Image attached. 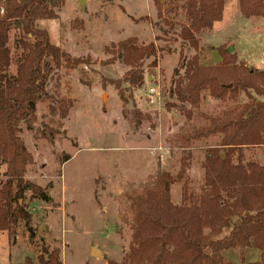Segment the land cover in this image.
<instances>
[{
  "label": "rangeland",
  "instance_id": "1",
  "mask_svg": "<svg viewBox=\"0 0 264 264\" xmlns=\"http://www.w3.org/2000/svg\"><path fill=\"white\" fill-rule=\"evenodd\" d=\"M62 1L58 20L38 21L37 27L81 64L52 74L46 96L36 105L32 129L21 125L19 134L32 158L24 180L41 188L50 201L25 191L22 203L34 233L30 236L23 222L9 233L0 232V264H38L52 251H58L61 264H127L133 247L131 199L153 187L162 173L182 178L166 186L173 205H191L189 200L207 196L206 154L214 151L225 159L229 148L221 146L223 134L218 132L198 140L189 136L211 129L213 121L246 104L264 102V79L259 80L261 95L241 90L235 99L218 100L205 90L196 107L180 102L173 89L174 81L183 79L184 69L174 74L181 49L185 59L195 57L205 67L218 65L222 53L233 46L234 52L226 55L240 68L237 75L264 73V13L245 17L239 0H224L221 20L196 36L195 51L178 37L188 24L186 0H90L85 10L77 0ZM155 4L162 8V18ZM19 34L9 32L13 61L8 75L16 72ZM130 38L139 46L154 43L158 48L155 59L143 62L144 80L138 85L128 81L129 68L115 54L114 46ZM185 86L183 79V92ZM149 88L158 93L156 103L150 102ZM61 100L68 105L65 118ZM233 150L232 165L238 164L239 154L242 166L264 167V146ZM5 170V165L0 167V183ZM221 197L232 202L223 192ZM223 257L232 264H252L260 261L261 252L249 247L223 252Z\"/></svg>",
  "mask_w": 264,
  "mask_h": 264
},
{
  "label": "trees",
  "instance_id": "2",
  "mask_svg": "<svg viewBox=\"0 0 264 264\" xmlns=\"http://www.w3.org/2000/svg\"><path fill=\"white\" fill-rule=\"evenodd\" d=\"M62 0H3L0 12V167L5 165V181L0 183V232H10L23 222L30 236L31 216L22 203L25 191L48 202L49 198L38 186L24 180L31 155L19 137L20 126L32 129L36 121V105L45 94V86L52 74L64 67L75 70L79 61L71 59L58 46L50 42L48 33L37 27L42 20H58L56 10ZM156 5L157 17L162 18V8ZM224 0H186L183 10L187 25L180 29L178 37L188 49L197 50L196 36L210 31L220 21ZM243 16L264 13V0H239ZM173 31L171 22H164ZM20 32L16 47L20 51L15 75H8L13 58L8 47L9 32ZM162 33L167 34L165 28ZM32 39V42L27 40ZM159 37L155 38L158 40ZM115 54L129 68L130 83L141 84L143 62L156 58L158 48L154 43L137 45L135 38L119 42ZM184 50V49H183ZM181 49L180 64L174 74L184 69L186 81H174V92L180 102L196 107L203 91L218 99H235L238 91L251 90L261 95L260 79L263 72L247 71L237 75L232 56L221 55L216 66H198L195 57L185 59ZM153 67L156 66L155 60ZM245 72V70H243ZM120 98L122 96L120 95ZM62 118L67 115V102L61 100ZM212 122L211 129L194 131L189 138L202 139L212 132L223 134L221 146L228 147L225 159L214 151L206 154V183L209 194L190 204L173 205L166 190L180 174L171 177L167 173L158 176L153 187L144 189L131 199L133 247L127 264H232L226 262L223 252L254 248L261 252L259 262L264 264V167L255 164L242 166L240 155L237 165L231 160L234 150L264 146V102L244 105L237 112ZM187 183L183 185L186 198ZM232 200L224 201L221 193ZM204 229H209L207 234ZM47 253V252H46ZM38 264H61L58 251H52L46 260ZM114 264V263H109Z\"/></svg>",
  "mask_w": 264,
  "mask_h": 264
},
{
  "label": "water",
  "instance_id": "3",
  "mask_svg": "<svg viewBox=\"0 0 264 264\" xmlns=\"http://www.w3.org/2000/svg\"><path fill=\"white\" fill-rule=\"evenodd\" d=\"M88 1H90V0H77V3H78V5L80 6V8L82 9V10H85L86 9V4H87V2ZM234 47L233 46H230V47H228L226 50H225V53L227 54V55H230V54H232L233 52H234Z\"/></svg>",
  "mask_w": 264,
  "mask_h": 264
},
{
  "label": "built area",
  "instance_id": "4",
  "mask_svg": "<svg viewBox=\"0 0 264 264\" xmlns=\"http://www.w3.org/2000/svg\"><path fill=\"white\" fill-rule=\"evenodd\" d=\"M2 13V11H1ZM148 96L151 103H156L158 101V93L155 89L149 88L148 89Z\"/></svg>",
  "mask_w": 264,
  "mask_h": 264
}]
</instances>
